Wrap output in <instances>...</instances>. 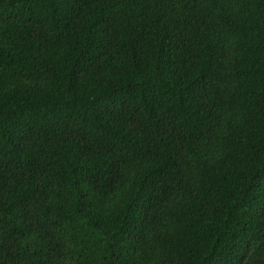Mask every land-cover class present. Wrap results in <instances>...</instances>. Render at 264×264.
<instances>
[{
	"label": "trees",
	"instance_id": "obj_1",
	"mask_svg": "<svg viewBox=\"0 0 264 264\" xmlns=\"http://www.w3.org/2000/svg\"><path fill=\"white\" fill-rule=\"evenodd\" d=\"M0 264H264V0H0Z\"/></svg>",
	"mask_w": 264,
	"mask_h": 264
}]
</instances>
